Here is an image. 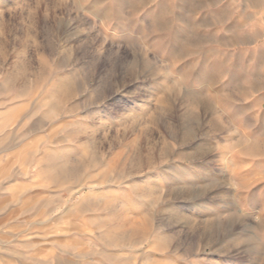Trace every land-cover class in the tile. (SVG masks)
<instances>
[{"label": "rangeland", "instance_id": "rangeland-1", "mask_svg": "<svg viewBox=\"0 0 264 264\" xmlns=\"http://www.w3.org/2000/svg\"><path fill=\"white\" fill-rule=\"evenodd\" d=\"M0 264H264V0H0Z\"/></svg>", "mask_w": 264, "mask_h": 264}]
</instances>
